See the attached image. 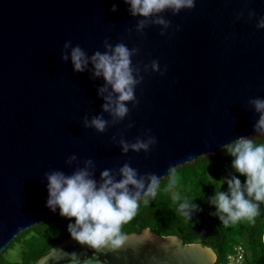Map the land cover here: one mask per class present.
I'll return each instance as SVG.
<instances>
[{
    "label": "water",
    "instance_id": "95a60500",
    "mask_svg": "<svg viewBox=\"0 0 264 264\" xmlns=\"http://www.w3.org/2000/svg\"><path fill=\"white\" fill-rule=\"evenodd\" d=\"M129 7L123 0H0V255L22 232L60 215L59 208L52 212L46 206L44 174L70 175L77 166L66 164L71 155L79 167L92 159L98 181L104 169L117 174L129 163L140 175H157L160 184L171 170L261 133L254 131L259 114L248 101L264 98V29L256 27L264 0H196L191 11L162 14L172 25L164 36L154 25L138 34L140 18L132 17ZM250 10L256 13L251 19ZM106 38L113 46L140 49L132 65L143 81L135 90L138 106L129 104V116L99 134L85 129L82 120L85 115L111 120L97 92L104 81L92 78L91 64L74 72L60 54L70 40L90 57L105 50ZM153 60L161 71L167 68L164 75L144 71ZM146 133L157 141L147 154L122 153L121 137L132 143L147 139ZM188 217L201 220L194 230L203 238L221 239L201 210ZM65 252L76 253L77 264H215L217 259L210 247L148 228L127 235L116 252H93L70 236L36 264H72Z\"/></svg>",
    "mask_w": 264,
    "mask_h": 264
},
{
    "label": "clouds",
    "instance_id": "9594fccd",
    "mask_svg": "<svg viewBox=\"0 0 264 264\" xmlns=\"http://www.w3.org/2000/svg\"><path fill=\"white\" fill-rule=\"evenodd\" d=\"M128 4L132 17L140 19L136 23V32L142 34L150 25L159 26L161 36L166 35L172 26L171 21L162 15L170 11L173 16L182 10L195 8L196 0H123ZM112 12H116L113 5ZM254 10L248 12V18L255 17ZM243 16L239 14L237 19ZM257 29H264V17L256 24ZM177 30H179L177 28ZM103 52L97 50L90 57L79 46H73L66 41L60 59L71 61L73 71L85 72L89 64L92 66V78H102L104 85L98 88V96L103 98L102 112L108 113L111 120L103 115L89 117L85 115L82 123L85 129H94L104 134L109 125H116L129 116V104L137 107L139 101L135 90L143 81L139 68L132 65V57L139 54V48L129 49L124 43L113 46L109 39L103 42ZM153 73L164 75L167 68L160 69L159 61L153 60L144 66ZM107 93V95H105ZM254 111L259 114V120L254 125V131L264 132V98H253L248 101ZM134 125L129 124L132 128ZM147 139L137 137L135 142L129 143L122 137L119 147L123 154L129 151L148 153L157 143L156 138L145 134ZM116 141V137H112ZM232 159V168L239 176L245 177L242 183L236 175L220 182L221 187L227 184V191L215 192L210 203L215 206L219 220L228 224L241 219H253L259 213V204L264 203V143L256 144L253 139L239 138L225 149ZM66 164L77 165L69 175L56 170L46 172L48 199L46 206L55 212L59 208L60 216L74 223L68 225V232L73 240L82 246H87L93 252H116L124 246L127 236L122 232V226L132 221L136 216L139 201L142 197L155 196L160 178L154 173L140 175L136 169L125 163L113 174L111 169H104L100 173L99 181L95 178V162L92 159L83 161L79 167L76 155L67 158ZM117 175L119 179H117ZM147 202V201H145ZM181 210L187 216L192 211L199 210L194 204L183 203ZM70 257L72 264H77L76 253H64Z\"/></svg>",
    "mask_w": 264,
    "mask_h": 264
},
{
    "label": "trees",
    "instance_id": "16d2710c",
    "mask_svg": "<svg viewBox=\"0 0 264 264\" xmlns=\"http://www.w3.org/2000/svg\"><path fill=\"white\" fill-rule=\"evenodd\" d=\"M249 139H253L256 144L264 143V132ZM225 149L215 154L201 156L194 162L171 170L157 187L155 196L141 198L136 216L122 226V232L127 236L132 232L150 228L162 236L183 237L180 229L184 226V213L180 205L194 204L220 231L221 239L204 244L215 250L218 260L230 251L234 244L247 238L250 244V249H247L250 251L251 264H264V203L259 204V213L253 219L229 221L228 224L219 220L214 214L215 206L210 203L215 192L227 191V184L221 187V181L231 175H236L242 183L245 181V177L234 172L231 166L233 158L226 153ZM139 220L141 225L138 223ZM69 221L58 223L50 228L46 226L49 221H46L25 230L0 255V264H36L55 246L70 237L68 225L75 221L74 219ZM35 228L41 231L36 232ZM32 232H35V235L28 238ZM228 238L232 242L225 249L224 245ZM21 241L26 244L22 251L21 261L12 262L5 255ZM198 241V238H189L184 243H197Z\"/></svg>",
    "mask_w": 264,
    "mask_h": 264
},
{
    "label": "rangeland",
    "instance_id": "374dc122",
    "mask_svg": "<svg viewBox=\"0 0 264 264\" xmlns=\"http://www.w3.org/2000/svg\"><path fill=\"white\" fill-rule=\"evenodd\" d=\"M49 221L46 223V226L50 228V226H54V225H58V223H62V222H68L69 219L63 218L60 215L57 217H54L52 219L46 220ZM44 221V222H46ZM42 222V223H44ZM71 222V220L69 221ZM36 232H40L41 229L35 228ZM32 235H35V232H32L28 238H30ZM243 244L248 248L250 246L249 241L247 238L241 239ZM232 240L228 238V240L225 242L224 248L227 249L230 244H231ZM26 244L23 243V241H21V243L19 244H15L14 247L10 250H8L7 254L5 255L7 259H9L12 262H19L21 261L22 258V251L25 249Z\"/></svg>",
    "mask_w": 264,
    "mask_h": 264
},
{
    "label": "flooded vegetation",
    "instance_id": "af4514ba",
    "mask_svg": "<svg viewBox=\"0 0 264 264\" xmlns=\"http://www.w3.org/2000/svg\"><path fill=\"white\" fill-rule=\"evenodd\" d=\"M200 210V209H199ZM184 215V226L183 228L180 229V233L181 235H183V237L178 236L180 238V240L184 243V241H186L189 238H198L199 241L197 242L198 244H206V243H210V242H214L215 240H219L215 237H207V238H203L201 235H199L195 230L194 227L198 226L201 224V220L199 219H194V220H190L189 217L186 214ZM205 215V214H204ZM205 218L208 222L212 223V221H210L207 216L205 215ZM213 224V223H212ZM141 225V224H139ZM215 225V224H214ZM216 226V225H215ZM217 228V226H216ZM144 229H148V228H144ZM150 229V228H149ZM218 229V228H217ZM152 230V229H151ZM219 230V229H218ZM142 231V230H141ZM141 231H136V232H132V233H140ZM153 231V230H152ZM154 232V231H153ZM220 232V231H219ZM156 233V232H155ZM131 234V233H130ZM161 235V234H160ZM165 237V236H164ZM185 244V243H184ZM190 244V243H189ZM213 249V248H212ZM214 250V249H213ZM215 251V250H214Z\"/></svg>",
    "mask_w": 264,
    "mask_h": 264
},
{
    "label": "built area",
    "instance_id": "2783aa9c",
    "mask_svg": "<svg viewBox=\"0 0 264 264\" xmlns=\"http://www.w3.org/2000/svg\"><path fill=\"white\" fill-rule=\"evenodd\" d=\"M215 264H251L250 251L242 242L236 243L219 260L217 255Z\"/></svg>",
    "mask_w": 264,
    "mask_h": 264
}]
</instances>
